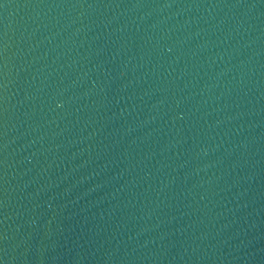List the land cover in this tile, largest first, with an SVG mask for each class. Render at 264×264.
Masks as SVG:
<instances>
[{
	"label": "water",
	"instance_id": "95a60500",
	"mask_svg": "<svg viewBox=\"0 0 264 264\" xmlns=\"http://www.w3.org/2000/svg\"><path fill=\"white\" fill-rule=\"evenodd\" d=\"M0 264H264V0H0Z\"/></svg>",
	"mask_w": 264,
	"mask_h": 264
}]
</instances>
